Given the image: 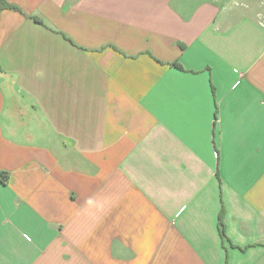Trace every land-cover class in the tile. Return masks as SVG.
<instances>
[{"label": "crops", "instance_id": "0c3cea01", "mask_svg": "<svg viewBox=\"0 0 264 264\" xmlns=\"http://www.w3.org/2000/svg\"><path fill=\"white\" fill-rule=\"evenodd\" d=\"M7 1L0 264H264V0Z\"/></svg>", "mask_w": 264, "mask_h": 264}, {"label": "trees", "instance_id": "16d2710c", "mask_svg": "<svg viewBox=\"0 0 264 264\" xmlns=\"http://www.w3.org/2000/svg\"><path fill=\"white\" fill-rule=\"evenodd\" d=\"M0 5L1 8L5 9V8H11V9H15V10H20L17 6L10 4L7 0H0ZM173 65L182 68L178 63H172ZM0 181L3 184H7L8 181V175L6 173H0ZM224 216H225V210L224 208H222L221 213H220V217H219V231H220V235L222 236L223 240H227V235H226V229H225V223H224Z\"/></svg>", "mask_w": 264, "mask_h": 264}]
</instances>
